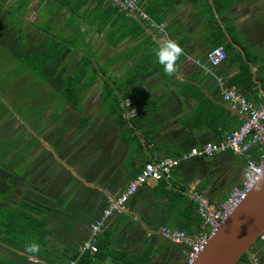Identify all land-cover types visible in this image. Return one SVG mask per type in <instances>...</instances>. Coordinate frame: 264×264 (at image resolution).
<instances>
[{
	"label": "crops",
	"instance_id": "1",
	"mask_svg": "<svg viewBox=\"0 0 264 264\" xmlns=\"http://www.w3.org/2000/svg\"><path fill=\"white\" fill-rule=\"evenodd\" d=\"M202 1L139 0L144 11L149 8L165 24V33L148 26L135 35L138 28L129 16L136 15L109 11L105 0H0V70L8 77L20 75L12 86L31 93L25 117L11 102L0 103L2 156L12 161L14 172L0 206L45 224L38 239L30 234L21 238L15 228L18 219L3 230L0 264H66L101 217L108 197L123 190L151 156H178L220 140L239 125V117L222 102L215 79L196 64L213 48ZM220 4L226 5L221 10L224 21L215 10L209 15L229 28L226 40L233 41L235 56L246 53L250 58L252 92L229 84L239 62L226 58L216 73L250 100L261 101L264 0ZM168 38L184 49L171 77L156 70L158 64L150 57ZM142 62L145 69L139 67ZM136 67L141 72L130 73ZM28 71L41 81H29ZM225 155L231 160L220 169L238 167L231 187L238 184L244 161L230 153L182 162L172 173L173 188L165 181L164 187L152 182L129 199V212L106 218L97 254L87 252L79 264H184L186 248L147 233L161 225L179 227L175 214L183 202L166 190L197 188L207 181L202 191L210 200L224 199L231 188L223 195L211 177L217 167L213 162ZM32 242L39 244V253L25 251ZM253 256L264 264V242L253 246Z\"/></svg>",
	"mask_w": 264,
	"mask_h": 264
},
{
	"label": "built area",
	"instance_id": "2",
	"mask_svg": "<svg viewBox=\"0 0 264 264\" xmlns=\"http://www.w3.org/2000/svg\"><path fill=\"white\" fill-rule=\"evenodd\" d=\"M107 1L127 14L136 15L145 20L150 28L156 29L159 33H165V24L149 17L139 4V0ZM225 59L226 51L222 45H218L206 52L204 61L196 60V64L202 73L215 79L220 89L222 102L228 110L239 117V125L220 140L208 141L191 147L178 156H151L123 190L117 195L108 197L107 207L103 210L101 217L91 224L87 239L77 249L76 255L66 264H79L85 253L98 251L99 232L105 219L113 214L129 212L128 201L141 188L161 180L167 184L170 183L173 171L184 161L192 158L210 159L230 153L242 158L244 166L241 180L231 188L224 199L215 203L204 191L198 190L194 185L187 187L184 191L187 198L196 205L197 213L201 218L200 230L197 233L189 234L185 230L170 228L166 225H161L147 233V235L157 233L170 243L185 247L184 264H193L210 236L259 180L264 173V93L261 94V101L255 103L238 89L227 85L224 79L216 73V68ZM246 172L247 175H245ZM258 240L264 242V231Z\"/></svg>",
	"mask_w": 264,
	"mask_h": 264
},
{
	"label": "trees",
	"instance_id": "3",
	"mask_svg": "<svg viewBox=\"0 0 264 264\" xmlns=\"http://www.w3.org/2000/svg\"><path fill=\"white\" fill-rule=\"evenodd\" d=\"M105 1L109 3V5L106 7L107 9H109V11H110V8H115V10L120 9L118 6L112 5L109 1L107 0ZM220 1L221 0H211V1L203 0L202 4L203 6H205L207 13L209 12V14H211L215 10L221 16V10H223L226 7V5L220 4ZM145 11L148 12L149 16L152 19H156L157 22H160L158 17L154 16V12H152L149 8L145 9ZM123 13H125V11H123ZM209 14L205 16L208 22L207 23L208 33H209L208 41L209 40L211 41L212 43L211 47L222 45L226 51V58L239 62V71L234 77L231 78L232 80H230L229 84L237 85L238 87L246 91L252 92V88L255 83L252 80L253 74L249 67L250 58L247 56L246 53L244 55H242L241 53H237V55L235 56L236 47L233 45V41L226 40L227 34L228 35L230 34L229 28L225 27L224 29L221 26V24L215 19V17L214 16L211 17ZM129 17H130L131 25L136 26L138 28V30L135 32V35L139 34L141 30H144V28L148 27V24L146 23L145 20L137 16H134V17L129 16ZM221 20L222 22L224 21V18L222 16H221ZM147 35L149 38H151V34H147ZM158 47L159 46H155L156 50L158 49ZM154 51L151 53L152 55H150V57H152L158 64L156 66V70L158 69L161 70L163 69V66L159 64L157 57H155ZM139 67L140 68L142 67L145 69L146 65L143 64L142 62L139 64ZM135 72L139 73L141 71L139 70V68L137 69L136 67L135 70L131 71L130 73H135ZM145 73H149V72H145ZM39 74L45 77L47 75V73H39ZM106 82L108 83V80H106ZM243 94L246 95L248 98H250V96H248L246 93H243ZM259 102L260 101H255V103H259ZM71 104L74 105V107L76 105L72 101H71ZM117 108H119L118 104H117ZM74 111H76V108H74ZM0 146H1L0 148H3L2 145ZM253 153L255 154V150H253ZM13 173L14 172L12 170V161L6 160L2 156V150L0 149V197L6 196V194L11 190L10 189L11 181L13 180V177H14ZM163 184L164 182L163 180H161L157 185L158 187H162ZM207 184L208 182L206 181L205 183L200 184L199 187H197V189L203 190V188L207 187ZM179 188H180L179 190L170 189L169 191L166 190L165 192L166 195L168 196L170 195L169 197H173L175 199L177 197L178 202L180 203L183 202V204L180 205L181 212L179 214H175V216L179 218L178 220L180 222L178 229L185 230L189 234L197 233L200 230L201 218L199 214L197 213V210L194 211V207L196 208V205L191 200H189L187 196L184 194V190H185L184 187H179ZM230 188L232 187L230 186L228 189ZM17 219L19 220V226L17 228L15 224V228L18 229L17 232L19 233L18 235H20L21 238L25 240L26 239L25 237H27L29 234H30V237L32 236V238H35V239L39 238V233H38L39 228L45 226L42 220H38L32 217L31 214L29 213L27 214L25 212H22L21 210L12 212L11 209L10 210L8 208L5 209L1 206H0V234L2 233L3 230L5 229L7 230L8 228L13 227V223L17 221ZM27 228H30V232H29V229ZM15 241L22 242L21 240L19 241L15 240ZM97 247L99 248L98 242H97ZM97 252L93 254H97ZM85 255L86 253L84 254V256ZM148 261L149 259H147L146 262ZM247 262H249V258L246 254H244L237 264H246Z\"/></svg>",
	"mask_w": 264,
	"mask_h": 264
},
{
	"label": "water",
	"instance_id": "4",
	"mask_svg": "<svg viewBox=\"0 0 264 264\" xmlns=\"http://www.w3.org/2000/svg\"><path fill=\"white\" fill-rule=\"evenodd\" d=\"M259 188V190H257ZM264 231V173L210 236L193 264H237Z\"/></svg>",
	"mask_w": 264,
	"mask_h": 264
},
{
	"label": "rangeland",
	"instance_id": "5",
	"mask_svg": "<svg viewBox=\"0 0 264 264\" xmlns=\"http://www.w3.org/2000/svg\"><path fill=\"white\" fill-rule=\"evenodd\" d=\"M1 64V63H0ZM12 73V72H11ZM27 73H30V77L28 80L30 81L32 78L36 81V82H40L41 78H36V75L34 73H31V71H28ZM9 73L5 72L4 70H0V103L3 102H11V106L12 108H15L16 111L22 116L25 117L28 114V107H24L25 104H27L28 102V97L31 93L25 92L23 87H21V89H16L12 86L13 83L19 81L22 79V77L20 78V75H18V77H8ZM55 81H57L55 79ZM45 84V83H44ZM30 89H34V85L33 83H30ZM12 111V110H11ZM1 147V146H0ZM1 150H6L3 148H0ZM231 160V156H219L218 159L216 161H214L213 166H217L215 168V173L212 175V183H214V185H219V188L223 195H226L228 193V188L233 184L234 180L238 178L239 175V169L238 167H234L232 166V168L230 169V171H225V169L223 168L222 170L220 169L221 166L228 164ZM219 167V168H218ZM218 169V170H217ZM169 188H171V183H168L167 185ZM186 190V189H185ZM184 190V191H185ZM212 194V191L211 193ZM259 242V241H257ZM257 242L255 244H257ZM251 262L249 264H259L257 261L256 257H251ZM168 264V263H167Z\"/></svg>",
	"mask_w": 264,
	"mask_h": 264
},
{
	"label": "clouds",
	"instance_id": "6",
	"mask_svg": "<svg viewBox=\"0 0 264 264\" xmlns=\"http://www.w3.org/2000/svg\"><path fill=\"white\" fill-rule=\"evenodd\" d=\"M155 55L159 64L163 66L165 74L171 77L178 72L177 61L184 55V49L176 40L168 38L160 42ZM245 175H247V172ZM25 251L30 254L39 253L40 246L32 242L25 245Z\"/></svg>",
	"mask_w": 264,
	"mask_h": 264
},
{
	"label": "flooded vegetation",
	"instance_id": "7",
	"mask_svg": "<svg viewBox=\"0 0 264 264\" xmlns=\"http://www.w3.org/2000/svg\"><path fill=\"white\" fill-rule=\"evenodd\" d=\"M251 257H253V247H252V250H251V255H250V257H248L249 258V262H247L246 264L252 263L251 262V260H252Z\"/></svg>",
	"mask_w": 264,
	"mask_h": 264
}]
</instances>
